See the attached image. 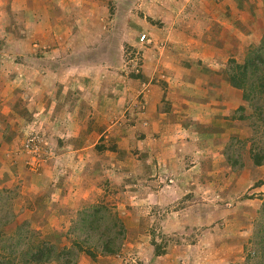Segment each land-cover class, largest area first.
Returning <instances> with one entry per match:
<instances>
[{
  "label": "crops",
  "instance_id": "0c3cea01",
  "mask_svg": "<svg viewBox=\"0 0 264 264\" xmlns=\"http://www.w3.org/2000/svg\"><path fill=\"white\" fill-rule=\"evenodd\" d=\"M128 2L0 0V198L17 192L18 202L8 198L13 212L44 229L66 227L64 219L52 222L63 206L114 196L127 214L124 238L129 232L132 243L141 236L146 242L147 226L179 238L168 250L148 247L144 262L186 264L190 225H206L224 206L215 200L232 196L247 176L216 151L245 128L238 111L243 92L231 85L229 60L243 62L260 44L264 0L144 1L157 19L145 16L142 33L153 43L137 48L143 62L136 76L125 71V59L114 64L121 55H107L124 45L102 43L113 28V6ZM130 115L136 124L128 123ZM31 130L52 143L38 172L20 153ZM223 178L232 185L216 187ZM41 210L44 221L37 222ZM111 255L90 262L113 264ZM212 256L209 263L230 255Z\"/></svg>",
  "mask_w": 264,
  "mask_h": 264
},
{
  "label": "rangeland",
  "instance_id": "374dc122",
  "mask_svg": "<svg viewBox=\"0 0 264 264\" xmlns=\"http://www.w3.org/2000/svg\"><path fill=\"white\" fill-rule=\"evenodd\" d=\"M144 1L150 3V0H133V2H128L125 5L115 4L113 6V28L110 29V35L102 41V43L111 45H124L120 54L118 51H115L113 53H107V55L112 58L114 56L116 59L119 55H121V57L117 59L119 61L115 60L114 64L117 68H119L120 60L122 61L121 64H125L123 62L125 59L127 64L126 66H123L124 69L126 68L125 71H128L129 74L133 75H141L140 69L143 61L140 56L137 57L138 55L136 54V50L139 47L138 37L143 31L145 16L148 17L147 20L157 19V15L155 14L156 12L148 11L147 7L150 4H145L143 3ZM158 4L160 3H157V5ZM149 13H151L152 16H149ZM247 53L248 50L245 52V58ZM145 54L148 55L147 53ZM176 55L179 56L181 54L176 53ZM155 78L156 77H154L153 82L156 80ZM128 98H131V96ZM136 99L140 105L142 99L139 94H137ZM125 101L128 103L127 106L132 104L131 99ZM135 103L133 102V105H135ZM260 105H264V97L260 101ZM246 115L247 118L245 119L239 118L241 127L245 128L241 130L239 136L235 135L239 137L238 140H234L233 143L229 142L227 145L222 144V146L216 151V154L220 158H228L230 164L232 161H236L237 166L242 171L241 173H244L245 171V175L247 176H243L239 181V189L234 187L233 190L230 191L231 194L233 193L232 196L225 195L224 199H222L223 196H221V198L218 197L215 200L218 202L219 199L224 206L219 212L210 213L212 218L208 219L206 225H203V222L205 223L206 220L198 222V224L193 222L190 225L189 236H187L189 244L188 247L190 248L187 253L186 264H199V262L200 264H247L248 253L255 249V243H253L255 242V231L258 227V221L260 219V210L264 203V164L260 168L256 167L252 158L251 148L254 147L256 152L264 154V120L260 118L261 116H258L257 113H252L250 109H248ZM262 116L264 117V114H262ZM126 118H129L128 123L136 124L135 121L138 117L130 115ZM113 119L118 120L114 117ZM251 126H253L254 133H250L249 129L251 128L252 130ZM103 140H105L104 137L100 139L102 142ZM51 144L52 143L49 142V145ZM103 145L104 144L102 143L99 144L97 150L103 149ZM106 148L107 147H105V149ZM109 150H116L115 144H110ZM20 153L24 155V162H26L25 153L22 151ZM132 153L134 155L136 154L134 150H132ZM94 169L99 170L97 167ZM220 169H222V167H220ZM223 171L226 172L227 170L223 169ZM248 176H250V178ZM215 182L217 184L216 187H218V184L232 185V181L225 178ZM38 183V181L34 182L36 186H38ZM249 184L252 186L248 187ZM217 192L218 191H216V193ZM6 193L7 192L3 193L0 198V261L2 259L1 256L10 251L3 250L2 246L6 243H10L7 240L12 236H15L13 240L11 239V242L15 243L14 249H16V259L7 264H25L23 252L27 251L29 245L33 243L36 244L37 241L42 239L51 240L56 243L66 242L67 245L70 246L71 240L77 238L78 241H84L86 243L85 247L90 248L97 254V256H99L102 254L101 247L99 245L100 240L103 239L105 235H117L121 224H123L127 216L126 213H122L117 210L116 205L114 206L115 199L117 198L110 196L108 198H104L103 200L100 199L99 202L93 204L84 202L85 204L80 203L78 206L75 205V203L63 206L66 208H64L61 213H53L52 222L55 218L58 219L57 223H61V219H64L67 223L66 227L58 226L54 228L49 227L40 229L34 225L32 226L28 218L23 216L21 212H13V206L10 204V200L8 198L11 197L14 201L16 200L18 202L19 197L15 196L17 192L15 193V191H12L10 196H6ZM212 194L215 193L210 192L209 194H206L208 199L203 201L211 203L209 199ZM34 199H37V197H33V200ZM41 213L42 210L37 214V216L40 215L36 220L37 222L41 220L44 221L43 214ZM144 213L145 214L141 215L147 217L148 213ZM121 215L124 220L121 218ZM80 219H86L89 223L88 225H90V222L93 220L94 228L90 229L89 227L90 230L86 233L85 230H80L77 226V222ZM24 222L26 223V227L23 226V224H25ZM128 224L129 222H126V225ZM19 226H22L19 228L20 230L17 229ZM126 230L128 232L130 229ZM142 230L143 232L145 231V233H148L146 242L143 239L145 236H141L140 241L136 244L132 243V237L127 238V234H129V232L126 233L125 238H121L120 235H117L121 241V248L115 255H111L112 257L108 258V260L113 261V264H156L152 262L153 257L148 258V260L144 262L145 260L143 255L147 254L146 257H149V255L152 254V250L150 249L149 252L147 248H151L152 246H156L157 248L158 246L159 252L164 249L168 250L169 246H171L175 240L179 239L174 238L175 236L170 235L169 233H163V230L156 226H153V229L150 228V226H147ZM17 231H21L23 233L21 239L17 234ZM66 233H69L70 239L64 241V235ZM149 234L152 236L149 237ZM18 239H20V245L17 244L19 242H16ZM72 251L74 253L73 257L76 260L74 264H91L90 261L93 260V258L86 251H78V248L75 246L72 248ZM214 253L227 254L230 256L223 258L222 261L209 263L208 261L213 258L212 255ZM254 256H256V254ZM100 259L101 258H98L96 261L99 262ZM163 263L164 262H162V264ZM41 264L59 263L53 261Z\"/></svg>",
  "mask_w": 264,
  "mask_h": 264
},
{
  "label": "trees",
  "instance_id": "16d2710c",
  "mask_svg": "<svg viewBox=\"0 0 264 264\" xmlns=\"http://www.w3.org/2000/svg\"><path fill=\"white\" fill-rule=\"evenodd\" d=\"M229 78L231 85L240 89L243 92V102L238 109L240 119L247 118L246 112L248 109L252 113H257L258 116H261L264 120L262 114H264V105H260V101L264 97V36L259 45L251 47L248 50L247 56L243 62H238L236 59L232 58L229 60ZM133 76H136L135 74ZM257 102V104H256ZM250 133H254L253 126ZM252 158L256 166H261L264 163V154L255 151V148H251ZM250 198V197H247ZM86 219H80L77 222V226L80 230L89 232L88 230L94 228L93 220L89 223ZM258 227L255 231V249L248 253V262L247 264H264V203L260 210V219L258 221ZM25 223V222H24ZM26 227V223L23 224ZM93 226V227H92ZM22 226H19L17 229ZM90 227V229H89ZM16 229V230H17ZM28 231V230H27ZM20 239L23 236L21 231H17ZM31 235V234H30ZM35 235V234H34ZM117 235H120L121 238L124 237V227L121 226ZM114 234L105 235L103 239L100 240V247L102 254H116L121 248V241L118 236ZM15 236L10 237L6 243L2 246L3 250H10L7 253H4L1 257L0 264H7L13 262L15 257L14 244L11 242ZM26 237V236H25ZM23 237V238H25ZM64 241L70 239L69 233L64 235ZM32 238V237H31ZM18 239L16 242H19ZM122 240V239H121ZM21 244V242L17 243ZM84 244V246H83ZM86 243L84 241H78L77 238L71 240V245L68 246L67 243H56L51 240H39L36 244H31L28 246L27 251L23 252L25 257V264H41L49 262H58L59 264H74L76 261L73 257L74 253L72 248L75 246L78 248V251H86L89 255L92 256L93 260L98 258L97 254L90 248H86ZM86 249H85V248ZM256 254V256H254Z\"/></svg>",
  "mask_w": 264,
  "mask_h": 264
},
{
  "label": "built area",
  "instance_id": "2783aa9c",
  "mask_svg": "<svg viewBox=\"0 0 264 264\" xmlns=\"http://www.w3.org/2000/svg\"><path fill=\"white\" fill-rule=\"evenodd\" d=\"M152 43L153 38L147 33H142L138 37V46L140 49L146 48ZM162 46L163 48L165 47V45ZM47 144V141L45 142V138L40 132L31 130L27 134L21 151L26 155V165L30 171L38 172L40 170L45 160V154L49 151ZM168 180L170 183L173 182L172 179Z\"/></svg>",
  "mask_w": 264,
  "mask_h": 264
}]
</instances>
